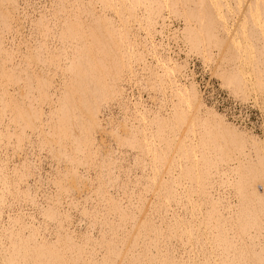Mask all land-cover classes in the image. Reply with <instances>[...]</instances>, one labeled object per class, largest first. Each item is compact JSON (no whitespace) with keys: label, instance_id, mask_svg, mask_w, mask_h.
Here are the masks:
<instances>
[{"label":"bare ground","instance_id":"6f19581e","mask_svg":"<svg viewBox=\"0 0 264 264\" xmlns=\"http://www.w3.org/2000/svg\"><path fill=\"white\" fill-rule=\"evenodd\" d=\"M25 9L0 0V264H264V139L197 80L264 110V0Z\"/></svg>","mask_w":264,"mask_h":264},{"label":"rangeland","instance_id":"374dc122","mask_svg":"<svg viewBox=\"0 0 264 264\" xmlns=\"http://www.w3.org/2000/svg\"><path fill=\"white\" fill-rule=\"evenodd\" d=\"M45 1V2H44ZM49 0H19L20 6L22 8H26L25 12L31 16H35V14L42 9L43 6H46L48 4ZM35 4V5H34ZM25 5V6H24ZM35 12V13H34ZM172 24L175 26H180V19H172ZM177 21V22H176ZM179 21V22H178ZM175 22V23H174ZM175 26V27H176ZM26 28H24L25 30ZM182 58H184V55L180 54ZM152 59V60H151ZM194 59L196 63V71L197 74L201 73V60L199 57L194 56ZM151 60V61H150ZM148 61L151 63L154 62L153 58H149ZM203 71V70H202ZM205 74L198 75V77H204L205 79L211 80V83L209 81H204V88L206 87V91L208 93L207 97L205 98L208 103H213V105L218 109L219 112L225 114L228 121L234 124L236 127L240 129H246L247 131H252L254 134L259 135L261 138L264 139V110L260 107L261 105L258 103L257 105H252L250 102L249 104H241L239 101H237L225 87L221 86L219 83V78L216 77L214 73L209 74L210 72L208 70L203 71ZM209 72V73H208ZM137 87H131L128 91L131 90L135 94V97L138 96L137 93H141L142 98L147 101V103H150L153 101V99H150L149 94L147 93L149 90L146 88L142 89L139 85H135ZM136 88V89H135ZM133 89V90H132ZM140 89V90H139ZM143 90V91H141ZM135 91V92H134ZM147 91V92H146ZM228 91V92H227ZM239 99V98H237ZM240 100V99H239ZM233 101L232 103H230ZM228 102L229 105H225ZM244 102V101H243ZM113 108H111V111H113L111 114L117 115L118 109L115 108V105H112ZM116 109V110H115ZM263 110V111H261ZM46 162V163H45ZM44 168H48L47 160L45 159L43 161ZM47 166V167H46ZM26 209V208H25ZM27 211H30L27 208Z\"/></svg>","mask_w":264,"mask_h":264},{"label":"built area","instance_id":"2783aa9c","mask_svg":"<svg viewBox=\"0 0 264 264\" xmlns=\"http://www.w3.org/2000/svg\"><path fill=\"white\" fill-rule=\"evenodd\" d=\"M195 69H198V68H195ZM197 80L199 82L200 87L202 86V84L204 83V81H209L211 83V80H209V79L206 80L205 79V76L203 78L202 77L201 78H197ZM230 103H232V105H233L234 102L231 101ZM225 105H229L228 102Z\"/></svg>","mask_w":264,"mask_h":264}]
</instances>
